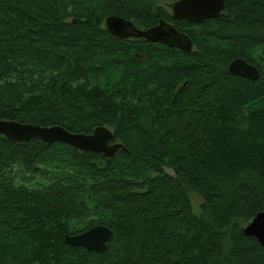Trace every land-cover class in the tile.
Returning a JSON list of instances; mask_svg holds the SVG:
<instances>
[{"label": "trees", "instance_id": "trees-1", "mask_svg": "<svg viewBox=\"0 0 264 264\" xmlns=\"http://www.w3.org/2000/svg\"><path fill=\"white\" fill-rule=\"evenodd\" d=\"M176 1L0 0V119L105 126L126 149L0 135V264H264L243 231L264 212V0L201 23L174 20ZM110 16L166 20L194 48L114 38ZM235 59L260 79L230 74ZM97 226L104 253L65 243Z\"/></svg>", "mask_w": 264, "mask_h": 264}, {"label": "water", "instance_id": "water-1", "mask_svg": "<svg viewBox=\"0 0 264 264\" xmlns=\"http://www.w3.org/2000/svg\"><path fill=\"white\" fill-rule=\"evenodd\" d=\"M225 5L226 0H178L170 7L174 20L201 23L218 18L224 13ZM105 28L112 37L121 40H144L185 52H191L194 48L190 37L178 31L166 20H160L151 28L139 29L130 20L110 16L105 21ZM229 72L234 76L252 81H257L261 77L260 70L243 59L232 61L229 65ZM186 85L187 82L182 88ZM0 135L13 143H26L35 138L49 144L64 143L81 152L103 154L106 158H113L119 149L126 150L120 143H111L114 138L113 133L105 126L97 127L91 134H83L72 133L61 126L43 127L0 119ZM243 231L247 236L255 238L264 248V212L258 213L248 222ZM112 234L108 227L97 226L77 235H66L65 243L73 247H82L88 252L104 253Z\"/></svg>", "mask_w": 264, "mask_h": 264}, {"label": "rangeland", "instance_id": "rangeland-1", "mask_svg": "<svg viewBox=\"0 0 264 264\" xmlns=\"http://www.w3.org/2000/svg\"><path fill=\"white\" fill-rule=\"evenodd\" d=\"M191 200H192V204H193L194 211L196 213H199V208H200V206L202 204L201 197H199L196 194H191Z\"/></svg>", "mask_w": 264, "mask_h": 264}]
</instances>
